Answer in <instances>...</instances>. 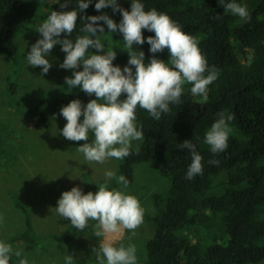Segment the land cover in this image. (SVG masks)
Here are the masks:
<instances>
[{"label":"trees","instance_id":"obj_1","mask_svg":"<svg viewBox=\"0 0 264 264\" xmlns=\"http://www.w3.org/2000/svg\"><path fill=\"white\" fill-rule=\"evenodd\" d=\"M65 0H58L57 11H79V0H69L68 8L61 9ZM92 0L81 15L99 16L111 7L95 10ZM132 0H117L120 7L131 10ZM145 11L156 9L168 15L186 34L195 37L208 66L218 70V78L209 85L206 97L194 96L191 84L184 85L180 103L170 104V111L162 113L157 121L146 110L137 108V125L143 131L144 144L135 153L120 160L119 176L131 186L137 164L154 163L156 170L170 181L169 194L156 195L157 204L165 199V206L154 217H146L153 228V237L145 252L137 259L139 264H258L264 261V0H253L248 12L249 21L226 12L224 5H243L247 0H139ZM244 6H247L244 5ZM117 24L119 12L108 14ZM87 23V21H85ZM100 26L107 27L103 22ZM30 24L27 0H0V53L19 65L18 32ZM41 25H37L35 30ZM83 21L78 18L76 30L70 39L75 41ZM39 34V33H38ZM40 35V34H39ZM154 32L143 30L145 43L133 46L143 51L145 59L152 58L149 36ZM41 37V36H40ZM42 38V37H41ZM67 38L61 34L60 39ZM61 50V45H56ZM138 47V48H137ZM90 53L99 54L95 49ZM162 53L155 58H164ZM64 53V52H63ZM129 58L116 56L114 66L123 69ZM133 71L135 69L133 68ZM95 99L81 91L83 105ZM70 102L60 98H44L37 107L24 112L25 119L48 125ZM220 113L231 115V133L228 148L212 153L205 143V134ZM62 117V116H61ZM53 118V119H51ZM63 118V117H62ZM64 119V118H63ZM83 117H81V120ZM55 120V119H54ZM66 121V120H65ZM196 146L203 157V174L186 179L192 162L191 153L181 149L184 141ZM215 161L216 163H210ZM109 190L117 189V179L105 181ZM26 215V230L6 243L12 247L21 244H42L32 227V216L27 207L17 204ZM149 226V225H148ZM149 226V227H150ZM150 227V228H151ZM87 229V228H86ZM81 232L71 223L64 233L49 235V243L79 248ZM152 230V229H151ZM184 235L185 233H187Z\"/></svg>","mask_w":264,"mask_h":264},{"label":"clouds","instance_id":"obj_2","mask_svg":"<svg viewBox=\"0 0 264 264\" xmlns=\"http://www.w3.org/2000/svg\"><path fill=\"white\" fill-rule=\"evenodd\" d=\"M91 3L92 0H79V11H51L38 29L42 38L31 46L26 60L31 67H40L42 75L47 74L52 64L45 57L50 55L54 46L61 45L66 56L60 68L73 70L74 77L65 78L66 86L71 89L78 87L88 96L94 95L95 99L86 106L76 99L62 107L59 115L67 123L60 134L68 141H84L77 151L83 154L86 162L104 164L113 158L122 160L129 157L133 154V142L144 140L143 131L137 125L138 107L159 121L162 113L170 111V104L181 102L184 85H192V95L206 97L209 85L218 78V70L208 66L198 40L182 31L168 15L156 9L145 11L139 0H132L130 11L120 7L117 0H98L95 3L97 12L111 7L113 13L121 14L122 20L117 24L107 14L81 15ZM69 4V0H65L60 8L66 9ZM224 9L242 20L251 19L247 8L240 4L227 3ZM78 18L83 21L81 31L85 34L78 35L73 41L70 37L76 30ZM101 21L107 32H119L123 36L129 56L128 65L123 69L113 65L116 59L114 50L105 52L100 39V35L105 33V28L100 26ZM143 30L155 33L146 41L152 54L149 63H145L143 51L133 50L134 45L145 43ZM61 34L67 38L60 39ZM93 49L104 54L90 53L89 50ZM165 49L169 54L167 63L155 58V54ZM81 66L83 70L78 71ZM218 115L219 119L205 134V143L212 153L224 152L228 148L231 133L229 122L233 117H225L224 113ZM90 135L94 137L91 143L88 142ZM179 147L191 153L192 162L186 179L202 175L203 157L198 154L196 146L186 140ZM139 150L137 144V155ZM114 175L112 171L105 172L106 178ZM116 179L125 189L128 187L129 181L125 176L120 175ZM98 189L96 193L84 194L81 188L73 187L63 192L55 208L57 214L64 220H70L71 225L81 232L95 221V236L106 238V242L92 250L97 264H137L134 245L115 247L107 238L118 237L122 230L134 233L144 222L145 208L134 195L122 190H109L107 183ZM3 219L0 215V223ZM22 254L23 249L14 250L9 243L0 242V264H10L13 256L18 258V264H28L27 259L21 258ZM65 264H74L72 255L65 257Z\"/></svg>","mask_w":264,"mask_h":264},{"label":"rangeland","instance_id":"obj_3","mask_svg":"<svg viewBox=\"0 0 264 264\" xmlns=\"http://www.w3.org/2000/svg\"><path fill=\"white\" fill-rule=\"evenodd\" d=\"M251 1L247 0L241 6L247 4L245 7L248 10L254 6ZM57 4L58 0H27L30 24L21 29L15 39L19 47V65L0 53V215L4 218L0 223V242L9 241L26 230V215L16 206L21 204L30 211L36 238L42 242L40 246L21 244L13 247L14 250L23 249L21 258L27 259L28 264H65L68 254L73 256L74 264H97L92 250L106 242V238L95 236V221H91L78 237L80 246L76 250L44 239L64 233L71 223L62 219L55 210L62 193L73 187L81 188L84 194L96 193L105 181L119 177L120 160L113 158L104 164L88 163L77 151L84 141H68L60 134L67 123L65 119L55 116V120L51 118L53 120L48 125H39L36 121L25 119L24 115L44 98L71 102L79 99L81 94L78 87L71 89L66 86L65 78H74L73 70L60 68L66 53L57 46L45 57L52 64L47 74L42 75L40 67L33 68L27 64L26 56L31 46L41 39L35 27L42 25L51 11H57ZM103 13L108 15L113 12L105 10ZM101 42L105 45V52L114 50L116 56L129 58L119 32L107 33ZM150 59H145V63H149ZM158 59L167 63L168 52L164 53V58ZM77 70L82 71V66ZM93 138L90 135L88 142L91 143ZM144 141L133 142V149L137 144L140 148ZM107 171H112L114 177L106 178ZM134 171L133 185L125 189L120 184L116 190L138 198L146 210L144 222L134 233L122 230L118 237L107 239L115 247L134 245L138 258L145 252L146 244L154 233L146 217H154L165 206V199L157 204L155 196H167L170 181L156 170L154 163L137 164ZM141 261L143 259H137V264ZM10 264H18V258L13 256ZM258 264H264V261Z\"/></svg>","mask_w":264,"mask_h":264}]
</instances>
